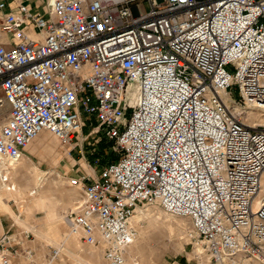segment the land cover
<instances>
[{
    "label": "built area",
    "instance_id": "built-area-1",
    "mask_svg": "<svg viewBox=\"0 0 264 264\" xmlns=\"http://www.w3.org/2000/svg\"><path fill=\"white\" fill-rule=\"evenodd\" d=\"M247 108L264 112V0L22 1L0 17V156L44 130L83 142L93 116L120 154L71 178L65 216L111 264L156 203L191 218L193 264H264V123Z\"/></svg>",
    "mask_w": 264,
    "mask_h": 264
},
{
    "label": "rangeland",
    "instance_id": "rangeland-1",
    "mask_svg": "<svg viewBox=\"0 0 264 264\" xmlns=\"http://www.w3.org/2000/svg\"><path fill=\"white\" fill-rule=\"evenodd\" d=\"M39 10H44V8L42 7ZM233 95L238 98V91L234 90ZM247 112V114H249L248 110ZM261 112L263 120L259 119V121L264 123V112ZM86 118L87 122L83 129L86 138L83 142L81 138L78 139L75 137L71 144H64L57 136L47 130L48 133L50 132L49 134L53 140V148H50V150L49 148H43L39 137L33 139L23 154V156L28 158L29 163L26 164V167L22 168V173L28 175L33 164L37 165L38 168L42 170L49 171V174H47L49 179L52 180V178L57 177L54 180L59 184L60 190L58 193H60L61 190L65 192L67 186H74L71 181H69L72 177L82 174L96 176L102 165L117 159L120 153L115 149V143L103 136L102 132L92 131L93 126L97 123L93 116H87ZM249 120L252 119L249 118ZM77 141H79L78 145ZM102 145L104 146V153L102 155L96 154ZM3 172V179L5 178L7 181H10L11 175H13L12 169L3 167ZM14 177L17 176L14 175ZM19 179L20 183L25 182L21 176H19ZM2 182L0 174V183ZM12 186L13 188L15 187L14 184H12ZM64 188L66 189L64 190ZM62 191L61 193L63 194ZM76 192L74 203L70 209L75 206L76 199L81 197L82 191L79 187ZM9 203L16 214L20 215L21 218L27 216L23 210L27 206V201L20 202L12 198L9 200ZM156 204H145L140 205V207L160 206V204ZM67 207L68 204L66 205V208ZM159 208L164 213L162 211L150 213L141 218L140 221L134 222L138 227V236L134 242L136 244L141 243L142 246H140V249H138L139 251L135 254L136 258H131L128 251H126L124 264H193L195 262L197 252H199V244L196 232L193 230L191 218L188 217L185 219L188 229H184L179 226V223H177L175 219L171 222L168 221V219H166V217L169 216L167 212L162 207ZM68 209L69 207L67 210ZM60 211H64L63 215L65 214L63 208H61ZM159 213H161V215H159ZM45 214L46 213L42 209H34L33 213L28 214L30 223L38 225ZM151 221L155 223H150ZM60 228L62 231L71 229L69 225L65 223L62 224ZM0 229V235L4 233L10 234L14 239L12 241L11 252L15 264H26L25 262L28 264H85L81 259H88L90 257L87 251L90 248L98 247L86 243L83 239H78L85 249V251L79 254L76 246L77 239H75V236L72 234L65 244H68L74 253L81 255V259L75 257L72 252L68 250L62 249L58 252L55 244L38 238L32 229L19 224L7 213H2L0 215ZM141 229H144L146 233L145 236L140 232ZM103 253L104 250L102 251L104 262L111 264ZM237 260L238 262H231L229 264H240L241 261L243 262L241 259ZM209 264L215 263L210 262Z\"/></svg>",
    "mask_w": 264,
    "mask_h": 264
},
{
    "label": "bare ground",
    "instance_id": "bare-ground-1",
    "mask_svg": "<svg viewBox=\"0 0 264 264\" xmlns=\"http://www.w3.org/2000/svg\"><path fill=\"white\" fill-rule=\"evenodd\" d=\"M247 110L249 111L248 115L250 119L263 120V118L261 117L262 112L259 109L257 110L247 109ZM49 133L47 132V130H44L36 136L40 138L44 149L53 148V144H52L53 140ZM36 137L34 139H36ZM28 163H29L28 158H26L25 156L21 157L18 161L0 156V174H1V180L3 181L2 183H0V215L2 213L10 214V216L14 220H16V222L29 229H32L36 233L38 238L43 239L46 242H51L55 244L57 246L58 252L62 249L68 250L69 252H72V254L75 257L81 259L82 256L79 254L85 251V249L83 245L78 241V239H82L80 237L81 236L80 233L72 229L68 231H62V229L60 228V226L64 223L66 225H69L65 215L66 212L70 209V207L74 203V196L77 194L76 191L78 187L67 186V189L64 188V190L66 189L65 192L61 190L63 194L61 193V191L60 193H58V191L60 190L59 184L56 180H54L57 177L52 178V180L49 179V176H47V174H49V171L42 170L38 168L37 165L33 164L31 167L32 169L29 171L30 173L28 175L23 174L21 170L22 168L26 167V164ZM3 167H8L12 169L13 175H11L10 181H7L5 178L3 179L4 177ZM50 173L53 174L52 172ZM14 175L17 176L18 178L14 177ZM19 176H21L22 179L25 180L24 183H20ZM12 184L15 185L14 188ZM261 190H262L261 192L264 193V177H263V186ZM12 198L20 202L27 201V206L23 209L25 215H27L25 218H21L20 215L16 214V212L10 205L9 200ZM76 200H78V198ZM258 200L260 201V199ZM67 204L69 207L68 210H67L68 207L66 208ZM159 207H161V205L143 206V207L138 206L136 212L134 213L133 222L140 221L141 218L147 216L150 213L162 211ZM36 208L42 209L46 213L38 225L37 224L34 225L30 223V218L28 217V214L33 213V210ZM61 208L65 210L64 215H63L64 211H60ZM159 215H161V213H159ZM167 215H169L166 217L168 221L171 222L175 219L176 222L179 223V226L181 228L184 229L187 228V223H186L187 221L185 219H187L188 216L175 215L168 212ZM153 222L154 221H151L150 223ZM140 232L144 234V236L146 235L144 229H141ZM72 234L75 236V239H77L76 246H77V252H79V254L74 253L69 247V245L65 244V242L70 238V236H72ZM140 246H142L141 243L136 244L134 242L127 248L126 251H128L129 256L131 258H136L135 254L139 251L138 249H140ZM98 247L90 248L87 251L90 257L88 259H81V260H83L85 264H107L103 260V255H102L103 248H101L100 246ZM25 263L28 264L27 262ZM240 264H249V261L243 260V262L241 261Z\"/></svg>",
    "mask_w": 264,
    "mask_h": 264
},
{
    "label": "crops",
    "instance_id": "crops-1",
    "mask_svg": "<svg viewBox=\"0 0 264 264\" xmlns=\"http://www.w3.org/2000/svg\"><path fill=\"white\" fill-rule=\"evenodd\" d=\"M26 1L31 4L34 10L39 11L40 8H44L48 0H6V6L3 9H0V17L9 9L15 7L19 2ZM81 151V150H80Z\"/></svg>",
    "mask_w": 264,
    "mask_h": 264
},
{
    "label": "trees",
    "instance_id": "trees-1",
    "mask_svg": "<svg viewBox=\"0 0 264 264\" xmlns=\"http://www.w3.org/2000/svg\"><path fill=\"white\" fill-rule=\"evenodd\" d=\"M104 153V146L102 145L101 147H100V150L96 153V154H98V155H102Z\"/></svg>",
    "mask_w": 264,
    "mask_h": 264
}]
</instances>
